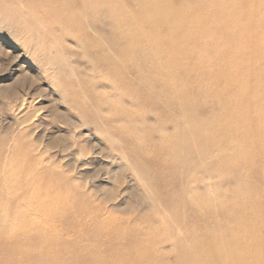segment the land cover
<instances>
[{
  "label": "bare ground",
  "instance_id": "1",
  "mask_svg": "<svg viewBox=\"0 0 264 264\" xmlns=\"http://www.w3.org/2000/svg\"><path fill=\"white\" fill-rule=\"evenodd\" d=\"M3 1L14 13L29 16L30 24L34 21L37 38L47 33L31 54L39 65L55 69L83 123L126 143L121 155L130 160L132 179L156 187L151 202L169 207L175 223L182 220L177 207L183 208L181 216L189 223L179 226L186 228L189 242L185 237L175 241L181 261H174L177 253H167L171 246L160 245L170 235L154 243L132 233L130 254L116 244L114 229L103 236L100 226L88 225L85 242L80 234L60 237L90 206H101L95 197L102 204L111 201L118 212L131 204L124 190L115 192L119 172H108L91 192L59 186L66 173L44 164L43 151H34L32 143L0 159V264H264V39L259 37L264 0H195L188 6H177L182 0ZM67 41L93 47L101 72L87 73L80 60L71 58ZM57 43L62 56L54 51ZM106 78L110 82L104 86L114 90L109 99L98 90ZM18 98L21 105L28 102ZM213 104L220 107L216 132L208 129L206 116ZM137 118L148 123L141 131L133 125ZM115 122L123 126L115 128ZM139 133L144 140L134 139ZM191 151L199 162L209 161L201 167L212 179L211 189L200 182V174L187 179ZM76 185L80 190L82 184ZM118 195L122 201L116 203ZM78 199L87 208H76ZM42 218L52 224L62 220L63 232L52 234V224H39ZM199 242L208 244L206 252Z\"/></svg>",
  "mask_w": 264,
  "mask_h": 264
},
{
  "label": "rangeland",
  "instance_id": "2",
  "mask_svg": "<svg viewBox=\"0 0 264 264\" xmlns=\"http://www.w3.org/2000/svg\"><path fill=\"white\" fill-rule=\"evenodd\" d=\"M191 1L195 0H182L177 6H188ZM1 2L0 146L3 148L0 152V159L12 158L15 148L16 151H22L20 149H25L28 145L33 143L32 149L34 151H36V148H38L39 151L40 149L43 151L42 159L44 164L58 167L66 173L67 179L62 181L59 180V186L62 187L67 185V187L70 186L77 191L87 190L91 192V190H95L94 188L97 185H100V181L105 180L104 178L108 175V172H111V174L119 172V182L116 183L117 185L114 184L113 186L115 192L118 189L117 193L124 190L125 197L129 200L127 204L130 203L131 205H129L131 208L129 207V210L125 212H118L115 211L116 207L111 206V201L107 203L103 202L102 204V201L95 197L96 202H99L101 206H90L91 210L89 211L87 209V211L79 217L78 222L71 231L65 233L63 236H59L62 238H70L74 234H80L83 236L80 240L85 242L88 225L95 227L100 226L97 229L103 236H107L106 230L114 229L118 233V236L115 238V241H118L116 244L126 254H130L135 247L129 236L132 233H136L141 237V241H154L155 243L160 242L162 239V243H160L161 246L164 245V241V246H171L167 252L168 256H170V253L176 252L177 256L174 257V261L177 259L181 261V257L178 255L181 249L175 241L185 237L186 228L183 229V225L189 223L186 215L183 216L184 221H182V212L180 213V211H183V208L177 207V209H180H178L177 212L179 213L177 214H180L179 216L182 219L181 222H179L180 219H178V224L171 219L174 215H171L173 211H171L169 207L163 205L160 201H157L156 204L155 202H151V196L157 192L156 187L151 185L148 182L149 180L139 186L138 183L132 179L130 174L132 169H130L129 165L130 160L121 155L122 152L127 149L126 143L115 135H107L106 130L102 127H99L100 130L98 131L92 124L83 123L81 114H79L65 97V87L62 85L63 89L60 88L61 84L59 83L60 81L55 69L41 64L39 65L40 62L37 57L31 54L34 47H36V42L39 47L40 38H45L47 33L42 32L41 36L37 38L32 28V25H35L34 21L30 24L31 19L29 16L23 17L21 14L14 13L11 7H7L8 5L10 6L9 2V4L7 3L8 5L6 4L7 6L4 5V3H6L5 1H3V4ZM259 4L264 8V3L263 5L261 3ZM5 7H7V9ZM10 9H12V11ZM227 18L231 21L235 20L233 15ZM22 22L24 24H22ZM29 26L31 28H29ZM58 32L62 33L60 31ZM63 34L65 35V33H62V35ZM34 35L36 37H34ZM62 35L60 34L59 36ZM64 35L63 37H65ZM222 36L223 35H220V37ZM259 37L263 40L264 33H260ZM223 38L224 37H222V39ZM247 38H251V33L249 31L247 32ZM65 44L69 47L68 51L70 55H73L71 58L75 61L80 60L81 63L85 65V71L87 73H96L95 75H97L101 72L100 70H102V68H100V70L97 69L100 66L97 65L99 64L98 60H100V57H98V53L94 51L93 47L86 44L82 48L73 41H67ZM55 46L56 50L54 51L62 56L60 45L57 43ZM254 49L257 51V47H254ZM67 70L71 73L70 76L75 78L73 71H71L72 69L68 65ZM122 75L124 78H128L124 72ZM109 80L110 79L106 78L101 86L98 87L99 91L107 94L106 97L108 99L111 98L112 93L114 94V90H110L108 87L104 86L110 82ZM61 90L65 91L62 92ZM13 93L16 95H13ZM262 93L264 95V91H262ZM12 95L14 98L15 96L16 98L19 96L25 99L28 98V102L25 100L27 104L21 105V99H14ZM81 97L84 98V95L81 94ZM257 106H260L258 102ZM118 107L121 108L122 106L118 105ZM219 111L220 107L213 104L212 108L208 111V115H206L211 119L210 128L208 127V129L212 132H216L213 125H216L218 121ZM146 124L148 123L138 118L133 121V125H137L140 131ZM114 126L116 128L123 125L115 122ZM134 139L144 140L140 133L136 135ZM35 145H37V147ZM47 145L49 147H45ZM190 157L193 160V164L191 168L186 171L187 179L191 182L194 176L196 177L200 174L202 175L199 178L200 182L204 184L206 181L209 185L208 188L211 189L212 179L207 175L203 176L205 171L201 167V162L204 161L203 163L209 165V161L200 159L201 162H199L198 156L194 151L190 152ZM53 177L54 176L48 175L46 179H51ZM77 182L78 184H82L81 186L79 185L80 190L78 185H76ZM103 185H105V183ZM221 190L224 195L228 193L226 187H222ZM262 192H264V190H262ZM122 195H118L119 198L117 197L114 202L119 203L122 201ZM184 196L190 198L191 194L187 192ZM81 202L83 201L80 199L75 201L76 208H87V204L84 205L85 203ZM78 205H80V207ZM10 214L11 213L8 212V217L12 215ZM88 214L90 216H88ZM45 215L48 216V213H45ZM38 222L45 228H49L47 225L52 224V220H46L45 218L38 220ZM180 223L183 227L179 226ZM62 225V220L53 223L51 225L52 234L63 232L64 228ZM177 226H179L180 229ZM148 229L150 231H148ZM4 233L6 239L9 240L10 235L12 236L11 232L8 230ZM148 234H155L156 236H153L155 238H147L146 236ZM160 235H164L163 237L170 235V237L168 240H164L163 238L159 239L158 236ZM186 241L189 242V238H186ZM173 246H175V248ZM207 246L208 244L206 242L198 243V248L205 252Z\"/></svg>",
  "mask_w": 264,
  "mask_h": 264
}]
</instances>
